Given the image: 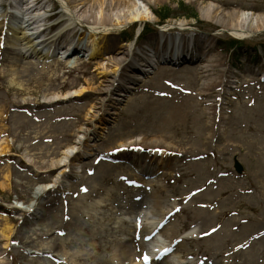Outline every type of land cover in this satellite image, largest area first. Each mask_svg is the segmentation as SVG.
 Masks as SVG:
<instances>
[{
  "label": "rangeland",
  "instance_id": "obj_1",
  "mask_svg": "<svg viewBox=\"0 0 264 264\" xmlns=\"http://www.w3.org/2000/svg\"><path fill=\"white\" fill-rule=\"evenodd\" d=\"M81 1L31 0L30 10L55 13L58 26L71 24L62 35L58 27L44 31L58 42L37 47L38 53L52 49L44 57L22 58L14 51L16 69L27 70L11 83L3 61L11 55L9 36L21 35V14L13 0H0V229L5 223L13 228L10 241L0 238V264H167L164 259L174 255L168 264H264V0H150L154 15L167 7L176 16L155 15L154 21L122 29L115 27L117 8L110 0L103 10L105 28L93 21L97 11L87 12L93 0ZM179 2L197 18L179 15L185 12ZM206 7L214 21L200 18L197 8ZM238 12L262 20L254 19L242 39L231 32L240 29L239 21L228 18ZM7 13L18 21L6 20ZM90 29L104 35L107 51L90 57L76 43L67 50V34L77 38ZM177 37L187 43L177 54L145 66L134 57L136 68L128 64L131 52ZM175 105L183 108L179 119ZM124 141L129 145L123 148ZM143 141L156 146L154 152L143 151ZM67 150L75 151L73 157L67 159ZM101 163L108 172L135 179L126 187L127 199L123 184L111 191L126 201L122 211L136 200L147 207L162 199V225L175 233L169 231L175 239L164 259L158 254L149 260L146 250L137 254L141 234L133 220L120 230L104 218L78 213L75 224L64 222L65 197L80 209L109 184L97 173ZM61 172L33 212L15 207L14 201L25 206L37 187ZM191 225L197 235L183 237ZM52 244L51 253L40 249ZM122 246L136 261L112 260Z\"/></svg>",
  "mask_w": 264,
  "mask_h": 264
},
{
  "label": "bare ground",
  "instance_id": "obj_2",
  "mask_svg": "<svg viewBox=\"0 0 264 264\" xmlns=\"http://www.w3.org/2000/svg\"><path fill=\"white\" fill-rule=\"evenodd\" d=\"M83 1L84 0L81 1L82 3L81 5L84 4L85 1L84 2ZM148 1L150 0H144V3H139L136 1H128V0H110L112 5H114L117 8V12L115 14L116 29L126 28L134 24H136L137 26H141L146 21H149V22L154 21L156 17L153 14V12L150 10V8L147 6ZM106 2L107 0H93L87 11L91 15L92 13H95L97 11V13L99 14V17L94 19L93 21L96 26H100L101 28L102 27L105 28L107 24L109 23L108 21L109 18L107 17V14L103 13L104 9H107V7H110L107 5ZM31 6H32L31 0H26L25 2L24 1L18 2V0L17 1L13 0V9L15 8L18 10L19 14H21V18L18 21L15 15L8 14V13L5 18L11 23H12V20L18 21L19 25L22 27L20 28L19 26V29H21L22 31L20 36H16L15 34H11L9 36L8 50L11 51L9 53L11 55H7L6 57H4V61H3L5 64V67H7L8 69L7 72H9L10 74L9 81L11 83L15 82V79L18 78L20 72L27 70L26 68L25 69L22 68V70L16 69L17 55H15L14 51L18 50L19 51L18 53H20L19 55H21L22 58L26 56L32 57V55L34 54H40V55H43L44 57L45 55H48L52 49H48L46 52H43L44 53L43 54L40 52L39 53L35 52L37 47L42 48L43 47L42 45H51L52 47H56L58 44L57 35H62L64 32L65 33L69 32L68 28L71 23L66 24V25L62 24L60 26H57L58 27L57 32H56L57 35L46 37V34L44 33V31L47 30L48 27L50 26H56L57 21H49L48 18H50L51 15H47L45 11H41V9H38L37 11L34 12V10L32 11V9L30 10ZM197 11L201 19L206 20V21L208 20L214 21L213 17L211 16V10L209 7L197 8ZM228 18L232 21L234 19H237L239 21L240 29L235 28V29H232L233 31L231 32L235 37L240 38V39L245 38L246 36L250 34L249 28L253 27L254 19L259 18L260 21H262L260 17L254 16L253 14L246 13V12L231 13L228 15ZM42 19L43 20L48 19V21L46 22L47 26L45 28H43V26L46 23H43ZM69 21H72V19ZM13 33L15 32L13 31ZM103 37L104 35L98 34L96 30L90 29L86 35L82 34V35H79L77 38L72 37L70 33L67 34L65 38V42H66L67 50L73 47L74 43H76L75 45L76 48L79 47V44H82L89 50L87 53V56L93 57V56L101 55L102 53L107 51V46H106L107 44L106 43L102 44ZM184 44L186 46L187 43L185 42L184 39L182 40L179 37L174 38L173 40H167V39L160 40L159 42L158 41L155 42L153 40L150 43V46H149L150 49L147 50L149 54L145 50V48H144L145 51L140 50V53H138L137 51L134 53L132 52L130 53L131 51L130 49L128 52L131 54V60H129L128 64L129 65L132 64L133 66L134 57H137L136 59L139 60L140 62L139 66H143V65L145 66L147 62L151 64L158 63L160 58H163V56H165V54L167 53H169V56L173 54H177L180 51V48L184 47ZM118 68L119 67H116L113 72L116 73L118 71ZM146 71H148V68L146 69ZM17 82L18 81H16L15 83ZM19 85L20 84H18V86ZM209 94L210 93L200 92L199 95L208 96ZM244 109L246 110V108ZM182 111H183L182 106H179V105L173 106L172 113L174 114V118L179 119L181 117ZM1 119L3 118L1 117ZM249 129H252V128L249 127ZM128 143L129 141H124V143H122L119 146H122L124 148L126 145H129ZM132 146L133 148H138L135 151L140 150L139 147H136L135 145H132ZM155 147L156 146L152 145L151 143L149 144L144 141L141 146L143 151L148 150L150 152H154V150L156 149ZM66 153H67V159H68L69 157H73V154L75 153V151L67 150ZM105 165H106L105 163H101L99 170L97 169V173L101 172L102 176L107 178V179L104 178V180H108L109 184L101 188L100 193L93 195L88 200V202H83L82 200L83 203H81L80 209L76 208L75 203L72 202L71 199H69L68 197L67 198L65 197V199H63V202H62L63 204L64 203L67 204L65 206V210L63 211L64 218L66 219L64 222H66L67 220H71L75 224V219L77 218V213H78L80 214L79 216H89L90 218L92 217V218H98V219L104 218L106 222H109L112 226H114V228H116L117 230H120V228L122 229V227L124 226L125 222L127 221L131 222L132 220H134L133 223L135 224V226L136 225L138 226V228L140 229V234H141L139 238L140 243H137V245L135 246V248H137V254L140 253V251L142 250L143 251L146 250L149 260L153 259L154 257H157L158 253L159 254L161 253V254L157 257V259L160 257L164 259V254L168 250V248H170L169 246L174 241L175 236H172V233L169 234V231L174 233V229L173 227L170 226V224L167 226L162 225L163 216L161 214L162 213L161 207L159 206L163 202L162 199L156 198L154 199V204H152L151 206L144 207V208H142L144 206L143 202L141 200H136L131 204L130 209L126 211H122L121 208H123L122 207L123 204L124 206L126 205V201L124 202V199H127L129 197V194H127V192L125 193V191L127 190L126 187L127 185L131 183L134 184V182L132 181H134L135 179L133 180L132 178H130L131 175L128 173L120 174L119 172H115V171L108 172V168ZM93 173H95V171ZM134 173L132 172L133 175ZM236 173L239 174L238 172ZM62 176H64L63 172L58 174L54 182L50 184H46L44 186L37 187L35 189V192L33 193L32 199L26 203V206H24L23 203L21 205L17 201L15 203V207L25 212H33L36 206L35 201L38 199V197L41 194L47 192L48 190L55 188L56 184L61 180ZM90 183L91 182L87 183V186H86L87 190L92 188V183L91 184ZM263 183H264V178H263ZM121 184L124 185L121 188L124 194L123 195L124 199L122 200H120L119 198H116L117 197L115 195L116 192L115 193L111 192L113 188L117 189V186L118 185L120 186ZM130 190L133 191V189H130ZM117 192L119 191L117 190ZM81 197L82 196H78L77 198H75L77 199V202L79 203L81 202V199H82ZM78 198H81V199H78ZM107 202L113 203L112 204L113 207H111V210H108L107 208L106 210L102 209V206L106 204ZM115 209H118V211L117 210L115 211ZM129 211L134 213V215L136 214V211H138L137 213H139L142 226H140V224H137V222L135 221V216L131 215ZM51 229L52 228L49 227L47 231H50ZM196 232L197 231H196L195 225H191L188 231L186 232L184 231V233L183 232L182 233H183V237L193 238L195 235H197ZM12 235H13V228L6 223L3 224L2 228L0 229V238L6 241L7 243L12 238ZM126 244L127 242L125 243V245ZM42 246L43 245H40V249L42 251L48 250L49 253H51V250L54 248V244H52L51 246L47 245V247L45 248ZM126 247L127 246H122L120 250L113 251L111 254L112 260L119 261V260H122L123 258L129 259V257L133 256L131 261L132 262L136 261L137 256L133 252L130 253L129 255H126V253L128 252V251L127 252L125 251ZM77 253L81 254L80 252H76V254ZM46 256L49 257L50 255H46ZM173 257H177V256L174 255V256L167 258V260L164 259L165 263L168 264V260L169 259L171 260ZM180 263H185V261L182 260Z\"/></svg>",
  "mask_w": 264,
  "mask_h": 264
},
{
  "label": "trees",
  "instance_id": "obj_3",
  "mask_svg": "<svg viewBox=\"0 0 264 264\" xmlns=\"http://www.w3.org/2000/svg\"><path fill=\"white\" fill-rule=\"evenodd\" d=\"M177 8L182 10V11H185V12H182L181 14H179V15L186 16L188 18H193V19L197 18V15L192 10L188 9V7H186L181 2L178 3ZM160 11H161L160 13L159 12L155 13V15L158 16L162 20L170 18L171 16H174V17L176 16V15H173L171 10L169 8H167V7L160 9ZM186 11H188V12H186ZM179 15L177 14V16H179Z\"/></svg>",
  "mask_w": 264,
  "mask_h": 264
},
{
  "label": "water",
  "instance_id": "obj_4",
  "mask_svg": "<svg viewBox=\"0 0 264 264\" xmlns=\"http://www.w3.org/2000/svg\"><path fill=\"white\" fill-rule=\"evenodd\" d=\"M135 217H136V219L140 220L139 213L136 212Z\"/></svg>",
  "mask_w": 264,
  "mask_h": 264
}]
</instances>
